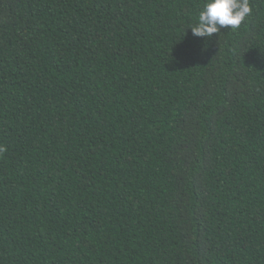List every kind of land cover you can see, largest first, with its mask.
Wrapping results in <instances>:
<instances>
[{"label":"trees","instance_id":"obj_1","mask_svg":"<svg viewBox=\"0 0 264 264\" xmlns=\"http://www.w3.org/2000/svg\"><path fill=\"white\" fill-rule=\"evenodd\" d=\"M204 3L0 0V264H264V0Z\"/></svg>","mask_w":264,"mask_h":264},{"label":"clouds","instance_id":"obj_2","mask_svg":"<svg viewBox=\"0 0 264 264\" xmlns=\"http://www.w3.org/2000/svg\"><path fill=\"white\" fill-rule=\"evenodd\" d=\"M252 12L250 0H205L198 13L197 21L190 24L185 32L190 30L194 38L206 41L218 37L223 29H239ZM203 56L207 51L200 50ZM0 151H3L0 148Z\"/></svg>","mask_w":264,"mask_h":264}]
</instances>
